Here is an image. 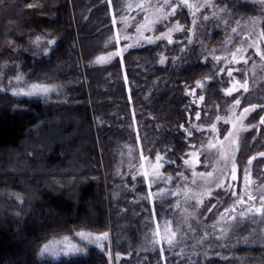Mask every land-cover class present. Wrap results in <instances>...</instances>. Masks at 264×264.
Instances as JSON below:
<instances>
[{
	"label": "trees",
	"instance_id": "obj_1",
	"mask_svg": "<svg viewBox=\"0 0 264 264\" xmlns=\"http://www.w3.org/2000/svg\"><path fill=\"white\" fill-rule=\"evenodd\" d=\"M127 2L0 0V264H109V249L112 264H264V235L248 237L251 231L243 226L227 243H216L235 245L231 259L209 257L202 231H185L174 248L164 242L151 249L153 188L132 178L142 154L153 160L169 149L164 158L175 163L163 172L176 176L186 169L180 158L188 159L186 154L206 142L204 131H191L192 123L212 125L236 98L244 105H264V61H248L249 68L260 70L250 78L251 88L238 96L225 95L230 82L218 71L221 63L203 45H189L190 31L175 34L174 43L129 47L122 57L99 64V54L120 51L109 40L115 37L114 18L123 15ZM238 6L247 9L235 2ZM175 20L191 29L185 8ZM37 36L45 38L38 46L33 43ZM262 46L264 51V41ZM40 82L54 90L47 96L13 95ZM261 117L264 107L248 121L259 125L244 134V167L264 153ZM220 128L223 138L229 126L221 123ZM257 161L262 171L264 158ZM214 196L203 209L204 222L212 223L226 205L221 201L230 200L224 191ZM80 231L108 232L100 242L104 250L78 242ZM65 236L83 251L58 259L39 254L45 243Z\"/></svg>",
	"mask_w": 264,
	"mask_h": 264
},
{
	"label": "rangeland",
	"instance_id": "obj_2",
	"mask_svg": "<svg viewBox=\"0 0 264 264\" xmlns=\"http://www.w3.org/2000/svg\"><path fill=\"white\" fill-rule=\"evenodd\" d=\"M190 3L200 2L203 3L204 0H189ZM214 2L219 7H224L226 11H219V7H205L202 8L200 11L196 13L197 18L207 15L210 17L207 21H199L197 25L194 27L193 31H190L189 38H191L192 44H200L203 45L206 48V51L210 58H213V55L211 53L212 49L216 50V55H220L221 59L218 63H221L222 68L224 69L223 73L226 74V76L229 78V87L233 86L234 80L240 81L241 83L244 82L245 79L241 78V74L247 73V75L250 77L246 78L248 81V90L251 88V86L254 84L250 81L251 79H254L256 72L260 70L258 67L251 66L250 68L243 62V60L240 61V63H236L232 60V57L230 55L231 52H234L237 47L243 48L244 52V58L248 59V61L254 59L255 57L262 60L259 55H256L255 47H248V45L252 44L253 41H256V47L260 49L261 52L263 51V41L264 37H259V34L264 31V12L261 11V5L259 4L258 0H214ZM237 2L238 4H244V6H247V9L244 11L243 8H240L238 6V9H235L234 4ZM131 3L133 5V8H128V4ZM138 3H144L146 4V9L141 10L139 8H136L135 5ZM185 8L191 17V10L187 7L181 6ZM181 7L177 8V12L180 10ZM161 11H158V9H161ZM171 9L167 7L166 5H163V0H128L124 7V13L123 15L118 19H115V27H114V35L117 37L119 35V43L117 44L118 50L125 49L126 50L129 47L133 46H140L142 44H148V43H155L160 40H165L168 43L167 38H160L157 39V36L160 35L161 32H168V27L166 25H172L174 26L175 16L169 17L167 20H164L162 23H154L156 21L158 16H162L165 12H169ZM249 14H246V13ZM215 13V15H214ZM228 13H231V16L228 15ZM238 16V18H235V16ZM145 17L147 19H145ZM227 20L228 22L225 23L224 21ZM237 21H240L239 25H237ZM118 24V25H117ZM126 25H131L130 27H126ZM143 25V27H141ZM140 28V31L137 32L136 29ZM233 27L237 28V32L240 33L239 36L237 34L232 33L231 29ZM153 29V30H149ZM191 29H193V25L191 23ZM181 31H174L172 32L171 39L174 41V35L179 33ZM217 32L221 33V38L214 42L212 41L217 36L215 35ZM251 34V35H249ZM124 36H129V39H124ZM151 38V40L147 38ZM245 37H248L245 39ZM218 38V37H217ZM187 39V42H188ZM121 42L125 43V47L122 46ZM170 44V43H169ZM124 52V51H123ZM240 53H237V58L240 57ZM102 58L98 62L99 64L107 63L112 59V57H109L108 54H99L97 57ZM214 59V58H213ZM215 60V59H214ZM264 61V60H262ZM243 67V69H242ZM255 69H252L254 68ZM258 68V69H257ZM232 69V76H228V70ZM238 69V71L236 70ZM247 70V71H246ZM252 73H251V71ZM250 71V73H249ZM222 73V72H220ZM257 81H260V79H257ZM226 88V89H228ZM245 93L243 88H241L239 91H234L232 95H236L239 93ZM194 94V91H193ZM228 96V95H227ZM238 96V95H236ZM241 101V98H239ZM202 101L198 99V104H200ZM232 103L229 105L228 109L231 107ZM244 107H242V106ZM253 104L244 105L242 104V101L240 103V106L235 109V115L233 116L231 111H228L225 116H222L221 119L218 121L217 119L213 124L216 125V129L218 131H212L211 125L210 126H203L202 130L200 129V124L194 122L192 123V130L199 131V132H205L206 133V142L203 146H201L198 150L195 152H203L204 155L199 156V162H197V158L195 156H189L190 164L186 165V169L183 170L184 174L189 177V182L187 184H184L183 181L180 180L179 177H176L170 184H164V183H158L153 184L151 186L152 191L149 192V199L150 203L153 207V228L150 230L152 231V234L155 233L157 224L161 225V236L163 235V223L164 220H170L172 222V228L176 229L177 226H179V231L177 232L176 239L184 234L185 231L189 233H193L196 231H202V233L205 236V239L208 240V256L209 257H215L219 258L221 260H225L229 257V259L233 256L234 244L233 246H229L230 248H225L221 246L225 242L227 243L228 240L233 236L234 232L237 231V229L241 226L245 227L243 228V231L248 230L251 231L250 234H248V237H252L256 234H263L264 235V221L261 220L260 215H256L254 217V221L250 218L245 221H241L239 223V226H236V221H231V226L229 223L225 222V219L221 218V214H225L226 217L230 219L231 215H237L241 210L246 209L249 205L255 204V206H259L258 199L249 201L247 199V194H251L254 197L259 198L261 195H264V165L263 170L258 171L256 169V165L258 163L257 157L264 158V156H257L255 159H252V163L247 166H242L240 164V149L242 145V140L244 137V134L251 130L253 127H249V130H244L242 125H249L248 121L250 117L260 109L261 107H257L255 111H252L246 115V119H243L241 117V113L243 112V109L245 107H249ZM259 106V105H258ZM231 117V123H226L229 126L228 131H232L233 136L229 137L227 140H225V136H227V133L222 138L220 136V124H224V119ZM232 123L236 124V128H232ZM255 126H258V123L254 124ZM190 131V132H191ZM227 131V132H228ZM238 139L237 144H232V141L236 138ZM209 141L211 144L215 145V147H211L209 145ZM221 141H223V145H221ZM229 145L234 149V154L230 153L227 159H224L220 155V151L223 148H227ZM150 159V158H149ZM154 162V159H153ZM143 163L145 165L144 169H140L139 165ZM233 163L235 164L236 168V176L237 179L233 181L231 179V169L233 167ZM140 164L138 165L134 175L135 179H141L143 180L149 187L151 175L153 173V169L148 167L147 160H141L140 158ZM245 169L248 170V180H245ZM147 170L149 172V180H145L143 176V172ZM193 170L196 173L204 172H212V177L207 178V181L201 180L199 176L193 177L192 173ZM158 171L164 175H175L173 173H164L163 168L158 169ZM195 179L197 182L195 184L191 183V180ZM224 181L225 187L220 188L216 187V183L220 180ZM231 184L233 187L228 188L227 185ZM177 185H183V188L181 190V194L179 196H173L169 195V191H177ZM158 189H164V194L161 197H157L156 193ZM211 189V195H207L206 193L208 190ZM184 191H187V196H185L183 193ZM217 191H224L225 196L229 195V201H221L222 203H226V205L222 206V209L216 213V217L212 223L204 222L202 213L203 209L206 207V203L209 199H216L215 193ZM235 191L236 195L233 196L232 192ZM151 193V195H150ZM238 197H243L245 200L244 204H235L234 201L237 200ZM200 198L203 199L202 204H197L196 199ZM224 200V199H223ZM159 204V205H158ZM176 204H179V207H175ZM165 206V207H164ZM235 206L237 208V213H225V209H229ZM164 207V209H163ZM213 210H216L215 207H212ZM203 219V220H202ZM213 225H217V227H213ZM221 228H225L227 231V234L225 235L220 231ZM154 231V232H153ZM97 235V234H96ZM217 236H223V239H216ZM56 239V240H62ZM148 245L151 247V249H158L162 248L165 244L160 236L155 235L154 237H149ZM160 241V242H157ZM69 242L71 244H75L77 246V243L73 242L69 239ZM80 243H86L88 245H95L96 243H88L86 240H82L79 237ZM221 244V245H217ZM61 249H63V245L59 246ZM232 247V248H231ZM77 253L73 254L76 255ZM47 257H50L52 259H58L61 257H65L63 255L60 256H49L45 255Z\"/></svg>",
	"mask_w": 264,
	"mask_h": 264
},
{
	"label": "snow or ice",
	"instance_id": "obj_3",
	"mask_svg": "<svg viewBox=\"0 0 264 264\" xmlns=\"http://www.w3.org/2000/svg\"><path fill=\"white\" fill-rule=\"evenodd\" d=\"M259 4L262 6L261 7V11L264 12V0H258ZM163 5H166L167 7H169L171 10L169 12H165L162 16H158L156 21H154V23H162L164 20H167L169 17L171 16H174L177 12V8L178 7H181V6H184V7H187L188 9L191 10V15H192V20H191V23L193 25V29H186L183 25L180 24V21L179 20H176L174 22V26L172 25H166V27H168V32L165 33V32H161L159 36H157V39H160V38H167L168 39V43H173L172 39H171V33L174 32V31H181V32H188V31H193L194 30V27L197 25L198 23V20L199 21H207L210 19L209 16L207 15H203L199 18H197V15L196 13L198 11H200L202 8H205V7H219L215 2L214 0H204L203 3H200V2H195V3H190L189 0H163ZM28 8H32V7H36V5H33V4H27L26 5ZM128 8H133V5L131 3H129L128 5ZM136 8H139L141 10H145L146 9V4L144 3H138L135 5ZM161 9H158V11H161ZM219 11H226V9L224 7H219ZM215 15V13H214ZM229 16H231V13H228ZM145 19H147L145 17ZM225 23H227L228 21L225 20L224 21ZM240 21H237V25H239ZM131 25H126V27H130ZM141 27H143V25H141ZM149 30H153V29H149ZM137 32L140 31V28L138 27L136 29ZM232 33H235L237 34V36L240 35V33L237 32V28L236 27H233L231 29ZM251 35V34H249ZM259 37H264V31H262L260 34H259ZM124 39H129L130 37L129 36H124L123 37ZM248 37H245V39H247ZM44 37L42 36H37L35 38V40L33 41L34 44H36L37 46L42 43L44 41ZM149 40H151V38H147ZM115 40L116 43H119V35H117V37H114V38H110L109 40V43H112V41ZM47 43L49 45H55L56 44V40L55 39H48L47 40ZM188 43H191V38L188 39ZM130 46V45H128ZM126 46L125 49H122L120 51H116V52H110L109 53V57H114V56H121L122 57V53L123 51L126 50V48L128 47ZM248 47H255V50H256V55H259L260 58L262 60H264V52H261L260 49L258 47H256V41L254 40L252 44L248 45ZM211 53L213 55V58L219 62L220 59H221V56L220 55H216V50L215 49H212L211 50ZM237 53H240V57L237 58ZM231 57H232V60L235 61L236 63H240L241 60H243V62L245 64L248 63V59H245L244 58V52H243V48L241 47H237L235 49L234 52H231L230 53ZM100 59L102 58H98L97 62L100 61ZM161 63H164L165 62V58L162 56L161 57ZM238 71V69H236ZM219 72H223L224 69L223 68H220L218 70ZM232 69L228 70V76H232ZM245 75H247V73H245ZM15 79L18 81V82H22V77L21 76H17L15 77ZM233 80H234V83H233V86L228 88V89H225V95H228V96H231L233 94L234 91H239L241 88H243L244 92H247L248 91V81L247 79L244 80L243 83H241L240 81H237L235 80V78L233 77ZM196 86L198 88L200 87H203V84L200 82V81H197L196 82ZM53 87L52 86H49L43 82H40V83H34L32 84L27 91H15L13 92V95H44V96H47V94L50 92V91H53ZM199 99L201 101L204 100V96L201 95L199 97ZM240 99L239 98H236L233 102H232V105L231 107L228 109V111H231L233 116L235 115V109L238 108L240 106ZM219 108V106H217ZM257 107H264V105H251L249 107H245L243 109V112L241 113V117L243 119H246V115L244 114H248L252 111H255ZM200 118V115L199 113L196 114V119H199ZM216 119L219 121L221 119L220 116H217ZM231 117L229 118H226L224 119V123H231ZM260 124L261 125H264V117H261L260 118ZM183 127V126H181ZM242 127L244 128V130H249V127H255V125H242ZM232 128H236V124L235 123H232ZM203 129V125L200 126V129L199 130H202ZM211 130L212 131H218L216 129V125L215 124H212L211 125ZM187 134L189 136H191V132L188 131ZM233 136V133L232 131H228L227 132V136H225V140H227L229 137H232ZM238 137L232 141V144H237L238 143ZM209 145L211 147H215V145L211 144V142L209 141ZM221 145H223V141H221ZM193 148H195V145L192 146ZM171 151V149L165 151L163 154H161L160 152H157L155 154V157H154V162L152 159H149L147 156H144L143 154L141 155V160H147L148 162V167L153 169V173L151 175V179H150V184H149V187L151 188V186L153 184H158V183H164V184H170L172 183V181L174 179H176V177H179L181 181L184 182V184H187L189 182V177H187L183 171H178L176 173V176H171V175H164L162 173H160L158 171V169H161V168H164L165 165L167 164H174L175 161L174 160H165V156L168 155V152ZM232 153L234 154V149L231 147V145H229L227 148H223L221 149L220 151V155L222 158L224 159H227L229 154ZM186 155H189V156H195L197 158V162H199V156L200 155H204L203 152H193V153H189V154H186ZM261 156H264V153H260ZM180 159L183 160L184 164L185 165H189L190 164V160L189 159H185L184 157H181ZM252 159H255V157H253ZM252 159H249L248 163L251 164L252 163ZM133 167H135V165H133ZM179 167V166H178ZM139 168L140 169H144L145 168V165L143 163H141L139 165ZM193 177H196V176H199V178L201 180H204V181H207V178L209 177H212L213 173L212 172H208V173H204V172H200V173H196L194 170H193V173H192ZM143 176L145 178V180H149V172L147 170H145L143 172ZM133 179H135V175H133L132 177ZM231 179L233 181H235L237 179V176H236V168H235V164L233 163V167L231 169ZM245 180L247 181L248 180V170L245 169ZM197 181L195 179H192L191 180V183L195 184ZM216 187H220V188H223L225 187V184H224V181L221 179L220 181H218L216 183ZM228 188H232L233 186L231 184L227 185ZM183 188V185H177V191H169V195H173V196H179L181 194V190ZM164 194V189H158L156 195L157 197H161L163 196ZM185 196H187V191H184L183 193ZM207 195H211V189L208 190V192L206 193ZM151 195V193H150ZM232 195L235 196L236 193L235 191L232 192ZM247 199L249 201H253V200H257L258 199V202H259V206H255V204H252V205H249L246 209L244 210H241L239 211L238 213V217L237 215H231L230 216V219L228 217L225 216V214H221V218L222 219H225V222L226 223H229L230 226H231V221H236V226L238 227L239 226V223L241 221H245V220H248V219H252L253 222L254 221V217L256 215H260L261 216V220L264 221V195H261L259 198L257 197H254L253 195L251 194H247ZM22 202V201H21ZM196 203L197 204H202L203 203V199H200V198H197L196 199ZM245 203V200L243 197H238L236 201H234V205L235 204H244ZM175 207H179V204H176ZM213 207H215L213 205ZM225 213H229V214H232V213H237V208L235 206H233L232 208H229V209H225ZM155 215V213H153ZM213 227H217V225H213ZM163 235L161 236V225L160 224H157V228H156V231H155V235L157 236H160L161 237V240L165 243L168 244L169 248H174L177 246V244L179 243L176 239V235H177V232L179 231V226H177L176 229H173L172 228V222L170 220H167L165 219L164 220V223H163ZM220 231L222 233H224L225 235L227 234V231L225 228H221ZM77 236H79L82 240H86L88 241V243H96V245L98 247L101 248V251L104 250L103 248V245L100 243L101 241H105L108 239V236H109V233L108 232H103L101 234H93V233H90V232H84V231H80L78 233H76ZM216 239H223V236H217ZM157 242H160V241H157ZM60 245H63V249H61L59 246ZM83 251V248H79L77 247L75 244H71L69 242V238L67 236L63 237L62 240H56V239H53V240H50L49 242L45 243L42 248L40 249V255L41 256H45V255H49V256H60V255H63L65 257H71L73 254L77 253V252H82ZM164 249H161V253H163ZM179 254H182L179 253ZM108 258H109V264H112V253H111V249L108 250ZM116 259L119 260L120 259V254L117 253L116 254Z\"/></svg>",
	"mask_w": 264,
	"mask_h": 264
}]
</instances>
